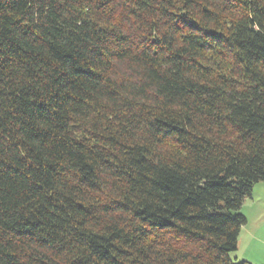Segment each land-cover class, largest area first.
Masks as SVG:
<instances>
[{
	"label": "trees",
	"instance_id": "16d2710c",
	"mask_svg": "<svg viewBox=\"0 0 264 264\" xmlns=\"http://www.w3.org/2000/svg\"><path fill=\"white\" fill-rule=\"evenodd\" d=\"M259 181L264 0H0V264H251Z\"/></svg>",
	"mask_w": 264,
	"mask_h": 264
},
{
	"label": "rangeland",
	"instance_id": "374dc122",
	"mask_svg": "<svg viewBox=\"0 0 264 264\" xmlns=\"http://www.w3.org/2000/svg\"><path fill=\"white\" fill-rule=\"evenodd\" d=\"M242 202L239 213L246 223L240 228L237 249L229 255L233 261L264 264V181L254 184L250 198Z\"/></svg>",
	"mask_w": 264,
	"mask_h": 264
}]
</instances>
